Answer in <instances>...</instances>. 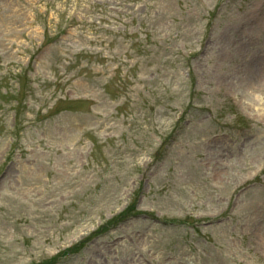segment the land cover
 I'll return each instance as SVG.
<instances>
[{
    "label": "rangeland",
    "instance_id": "374dc122",
    "mask_svg": "<svg viewBox=\"0 0 264 264\" xmlns=\"http://www.w3.org/2000/svg\"><path fill=\"white\" fill-rule=\"evenodd\" d=\"M0 264H264V0H0Z\"/></svg>",
    "mask_w": 264,
    "mask_h": 264
}]
</instances>
